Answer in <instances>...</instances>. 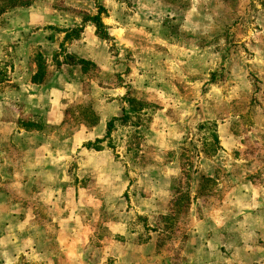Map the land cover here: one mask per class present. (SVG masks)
<instances>
[{
	"label": "rangeland",
	"instance_id": "1",
	"mask_svg": "<svg viewBox=\"0 0 264 264\" xmlns=\"http://www.w3.org/2000/svg\"><path fill=\"white\" fill-rule=\"evenodd\" d=\"M156 13L172 19L159 25L158 60L141 29ZM108 14L132 46L113 42L100 80L125 85L126 109L86 144L104 150L86 168L69 149L97 121L93 107L70 103L55 138L41 133L48 89L30 80L55 81L81 48V24ZM0 118V204L11 195L16 211L0 206V264H264V0H0ZM17 126L34 134L14 138ZM48 140L61 168L15 184L24 145ZM59 176L98 197L30 198Z\"/></svg>",
	"mask_w": 264,
	"mask_h": 264
},
{
	"label": "crops",
	"instance_id": "2",
	"mask_svg": "<svg viewBox=\"0 0 264 264\" xmlns=\"http://www.w3.org/2000/svg\"><path fill=\"white\" fill-rule=\"evenodd\" d=\"M167 17L168 15L164 16L156 13L151 17V20H153L154 23L150 26V28H141L145 31L148 30L151 33V36L155 35V44H152L150 46V49L151 51H154L152 55H154V58L156 60H158L156 57L158 48L157 43L161 38L159 34L161 32L158 30L159 25L160 23L165 22V20L168 23L172 21V19H169ZM101 21L106 29H108V37H103V35H101L100 30H98V27L93 20H88L87 22L82 21L83 24H81V48L80 50H78L77 47L76 51L71 52V55L74 56L75 60L69 63L60 60L61 63H58V75L53 82L49 80V76L44 81H40L38 83L34 82L32 79L30 80L33 86H36L38 88L42 86V89H48V109L44 114V125L45 127L47 126V129H45L44 127L41 133L45 134L48 131L49 133L54 135L53 137L55 138L57 131L62 128V124L65 121V116L67 113L66 109L68 104L70 103L91 104V106L93 107L94 111L96 112L97 121L91 125L83 124L81 127H79L72 136L73 145L69 149L71 152H75V150H81V153L83 155L81 166L86 168H93L95 165L94 162L90 160L92 158H88V160H85V157H91L90 155H93L94 153L102 154L104 152L103 149H97L98 151H96V149L94 148L85 147L86 144L94 142L97 139L100 140L104 138L108 131L109 122L114 120L115 118L122 116L124 113V109H126V101L124 98L127 95V90L124 87L125 85L122 82L116 85H112L108 81L101 82L100 79H105L103 72L105 70H109L114 65L113 62L116 57L115 55H113L114 50L112 51L111 49L113 42L121 44V46L123 45L124 48H128V45L132 46V44H130V40H128L126 36V31L129 28L126 26H120V17L116 15H104L101 18ZM40 24L42 23L38 21V25ZM160 29L164 30L165 28L161 27ZM110 37L112 38V40L108 42L107 39H110ZM166 38H168L169 44L172 38L171 34L165 37V39ZM105 43H110V45L107 46L108 48H104L103 45ZM120 56L121 54H119V57ZM22 62L31 65L33 63V60L31 61L29 57L27 58V56L24 55ZM85 63L96 65L98 69H100V72L98 71L96 75H92V73L84 68ZM32 69L33 68H31L30 66L28 70ZM34 69L35 70L32 72L33 75L36 74L38 64L35 65ZM94 76L96 78H94ZM85 87H87L88 90H86ZM40 131L41 130H38L36 132L40 133ZM11 133L14 138H17L18 136L27 137L28 135L34 134L33 132H29L25 129L19 128L18 126L14 127ZM1 151L3 152V150ZM23 152V157L21 158L18 165L25 169L22 173H20V175L17 176L22 177V179L18 178V180L15 182V184L19 186L22 184V186L24 185L25 187H28V184L37 183L36 181H33L32 178H35L36 175L39 178L40 175H43V170H46L47 173H49L52 170H56V168H61L60 164L63 162V153L60 147H57V145L55 144H51L49 140L46 142H39L38 144L27 146L24 145ZM111 165H113V167H117V164L115 162H113L112 164L110 160L107 161L106 164L100 163L96 168H101V170H103L106 167H111ZM32 171L33 175L31 174ZM99 173L101 176L112 179L111 171H108L106 173H101L99 171ZM22 174L23 176H21ZM117 174L118 176L114 175V178H119L125 181L122 172H117ZM51 183L52 185H46V183L45 186L40 188V191L36 193L37 196L30 195V198H40L41 200L53 202V205L56 206V204L60 202L62 197H64L62 193L63 188L64 190H66L65 192L70 199H72V197L77 198L78 194L85 195L88 199H95L96 197H98L97 192L96 190H94V188L80 187L79 184H74L71 178L69 184L62 185L61 176H59L58 180L54 178V182ZM25 194H27V192L23 193V195ZM12 198L13 197L11 195H7L6 201L3 205L0 204V206H3L2 208H10L9 211L14 214L16 213V211L15 209H11V207H14V204L11 202ZM23 205H25L24 202ZM27 207L28 206L26 205V208ZM26 208L24 206L23 211L25 215H29V212L25 210ZM9 211L7 210L8 213ZM115 225H117L118 228L120 227V223H115ZM17 229L20 228L18 227ZM33 230L35 229L33 228ZM33 230L28 229V231ZM118 231L121 232L120 228ZM201 262L203 261H200V263Z\"/></svg>",
	"mask_w": 264,
	"mask_h": 264
},
{
	"label": "trees",
	"instance_id": "3",
	"mask_svg": "<svg viewBox=\"0 0 264 264\" xmlns=\"http://www.w3.org/2000/svg\"><path fill=\"white\" fill-rule=\"evenodd\" d=\"M93 19L95 20L96 25L98 26V28H100L101 26H103L102 21H101V18L99 17V15L95 16Z\"/></svg>",
	"mask_w": 264,
	"mask_h": 264
}]
</instances>
